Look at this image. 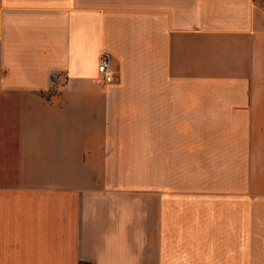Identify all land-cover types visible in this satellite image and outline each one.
I'll return each mask as SVG.
<instances>
[{
    "label": "crops",
    "instance_id": "0c3cea01",
    "mask_svg": "<svg viewBox=\"0 0 264 264\" xmlns=\"http://www.w3.org/2000/svg\"><path fill=\"white\" fill-rule=\"evenodd\" d=\"M179 149L183 164L227 149L231 250H158L153 181ZM127 164L153 182L141 216L101 190ZM251 196L264 197V0H0V264H264Z\"/></svg>",
    "mask_w": 264,
    "mask_h": 264
},
{
    "label": "rangeland",
    "instance_id": "374dc122",
    "mask_svg": "<svg viewBox=\"0 0 264 264\" xmlns=\"http://www.w3.org/2000/svg\"><path fill=\"white\" fill-rule=\"evenodd\" d=\"M111 119L121 124L135 123L133 116H112ZM127 151L134 153L132 148ZM226 151L204 149L198 153L191 149L189 162L183 164L179 149L168 163L159 164L158 179L153 181L158 188L159 251L231 250ZM126 166L124 174L111 171L110 179L101 181V190L107 193L108 200L117 194L125 195L127 204L133 202L141 216L145 206L148 208L153 182L145 169L139 172L133 169L134 164ZM249 198L252 210L264 220V197Z\"/></svg>",
    "mask_w": 264,
    "mask_h": 264
},
{
    "label": "built area",
    "instance_id": "2783aa9c",
    "mask_svg": "<svg viewBox=\"0 0 264 264\" xmlns=\"http://www.w3.org/2000/svg\"><path fill=\"white\" fill-rule=\"evenodd\" d=\"M98 74L104 84H112L115 81V68L109 54L103 53L98 65Z\"/></svg>",
    "mask_w": 264,
    "mask_h": 264
}]
</instances>
